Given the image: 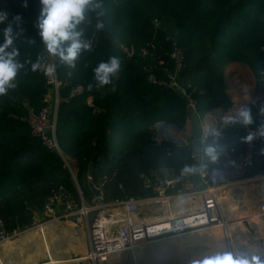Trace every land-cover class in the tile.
<instances>
[{"label":"trees","instance_id":"trees-1","mask_svg":"<svg viewBox=\"0 0 264 264\" xmlns=\"http://www.w3.org/2000/svg\"><path fill=\"white\" fill-rule=\"evenodd\" d=\"M40 7L39 0H28L27 7L24 0H0V12L8 13L0 29L17 14L22 18L13 27L24 68L18 73L16 87L0 95V221L11 232L31 227L57 193L70 195L79 203L80 189L91 202L89 180L101 188L104 202L154 195L143 175L164 168L182 171L192 167L195 171L190 174L197 182L199 164L191 144L178 142L175 135L157 141V125L183 128L191 114L187 95L195 102L199 117L229 106L225 68L231 62L246 65L264 94L260 65L264 0H102L99 19L103 30L95 29V13L82 25L92 50L82 53L75 67L57 57L60 102L56 137L60 151L50 149L33 135L26 121L28 108L40 110L47 92L43 73L30 67L38 58L42 62L45 55L36 26ZM175 46L185 53L178 75L181 90L159 83L168 80V72L174 70L171 52ZM110 56L121 61L112 85L89 90L93 68ZM246 136L243 125L224 123L202 144L201 168L233 170L246 150ZM208 147L214 149V161L205 151ZM263 174L261 138L253 145V165L246 177ZM39 231L33 233L38 236ZM37 242L40 247L30 252L34 264L41 258L48 264L60 263L54 254L45 256V244Z\"/></svg>","mask_w":264,"mask_h":264},{"label":"built area","instance_id":"built-area-1","mask_svg":"<svg viewBox=\"0 0 264 264\" xmlns=\"http://www.w3.org/2000/svg\"><path fill=\"white\" fill-rule=\"evenodd\" d=\"M262 57L264 58V47L262 48ZM171 58L175 63L174 70L168 72V80L159 83L168 88L181 90L178 83V75L185 61L183 49L175 46L171 52ZM56 63L57 57L45 52L40 70L43 73L47 86V92L43 100L44 106L38 111L29 107L26 121L31 127L33 135L38 136L48 148L60 151L56 137L57 112L60 102V81ZM44 65H54V72L45 75L43 72ZM150 79L155 81L152 77ZM230 87L232 93L236 95L233 96L230 105L226 108H214L200 117L205 134L201 138L202 144L207 141L209 135L223 128L226 116L235 115L243 105H247L251 109L253 123L243 126L247 135H253V139L247 142L245 152L240 156L239 162L231 171H227L221 167L203 170L201 168L203 163L202 154H192L199 164L198 178L204 184L202 190L190 193L191 195L193 193L204 195L202 201L195 208L189 209L184 207L176 210L177 212L173 211L171 208L173 201L181 198L184 194L170 195L168 193V190L173 188L175 184H182L181 178L169 177L156 178L153 185L146 184V186L153 187L155 194L144 198L131 196L125 199L104 202L102 196L101 198L94 197L91 202H87L83 197L82 191L79 189L80 202L77 203L70 195L58 193L52 196L46 203L44 216H48L50 219L70 220L75 225L82 226L86 231L89 245V255L87 257L93 261H106L110 256L117 253H132L137 246L173 240L180 238L178 236L181 233L222 225L224 216L217 191L228 184L231 178L239 180L246 177V174L253 165V145L256 140L264 138V136L259 135L260 127L264 126L263 92L252 80L243 77L231 76ZM186 97L189 98L190 109L195 111V102L188 95ZM158 125H168V128L172 132L179 131L181 134L186 131L185 126L179 128L173 124L159 123ZM161 138L162 136L160 135L156 136V140L159 142L162 141ZM64 160L69 166L67 160ZM70 170L74 181L78 185L75 171L72 167H70ZM188 182L187 179L186 183ZM146 205L149 206L148 209H152L156 205H164L162 207L161 218L157 219L154 217L150 219L148 217L147 220H143L144 217L140 216V212ZM91 213L94 214L91 216ZM41 226L42 223L36 225V227ZM222 226L226 234V227L225 225ZM31 228L11 232L6 229L3 221H0V245ZM225 239L227 242H230L227 236Z\"/></svg>","mask_w":264,"mask_h":264},{"label":"clouds","instance_id":"clouds-1","mask_svg":"<svg viewBox=\"0 0 264 264\" xmlns=\"http://www.w3.org/2000/svg\"><path fill=\"white\" fill-rule=\"evenodd\" d=\"M28 0H24V7H27ZM40 11L36 17L39 29L40 41L44 51L49 55L56 56L59 60L69 67H75L77 59L82 53L90 52L92 44L84 39V25L90 13H95L97 21L95 29L101 31L104 28L102 0H39ZM21 16L17 14L0 29V95H5L9 90L16 87V78L24 63L18 59L19 50L15 47V32L13 23L19 24ZM8 20V13L0 12V24ZM31 71L41 70V61L38 58L31 62ZM55 70L54 65H44L45 75L52 74ZM121 70V61L116 56H110L106 61H100L93 68V83H89L88 88H104L111 86L117 73ZM225 123L241 124L244 126L253 123L251 109L247 105L241 106L235 115L225 117ZM259 135L264 136V126L259 129ZM251 141L253 135L249 134L244 138ZM206 153L214 161V149L208 147ZM183 172H194L195 169L185 166ZM190 264H264V255L253 253H236L230 251H217L210 255L194 258Z\"/></svg>","mask_w":264,"mask_h":264},{"label":"crops","instance_id":"crops-1","mask_svg":"<svg viewBox=\"0 0 264 264\" xmlns=\"http://www.w3.org/2000/svg\"><path fill=\"white\" fill-rule=\"evenodd\" d=\"M231 76L249 78L257 86V83H256L257 79H255V76L253 75L252 71L246 65L239 63V62L229 63L225 68V80H226L227 87L229 89L230 103L232 101L233 96L235 95V93H232V89L230 87V77ZM190 117H191V115L189 116V118L187 119V121L184 125L186 128V131L183 134H181L179 131H173L172 132V133H174L176 140L178 142L184 143L186 145L191 144V141H192V137H191L192 119ZM188 181L189 182L186 183L187 185H186V188L184 190L179 191V190H174L173 188H171L168 190V193L170 195L184 194L181 198L185 197V198L189 199V197H192L197 202L202 201V198L204 197L203 194L193 193L191 195L190 193L202 190L204 188V184L201 182V180L200 181L198 180V177H197V182H195V181L193 182L191 179H188ZM233 182H234V187L232 189V193H228V194H225L222 196V194H219L220 192L217 191V195L219 197V203H220V206L222 207V209H221L222 214H223L225 219H226L227 215H230L231 213L234 212V210L237 209L238 203H242L244 201L243 199L240 201L239 199H236V198H235V200L237 201V204H236L234 198H233L234 202L231 201V196L236 194L235 192L237 190L243 189V186H242L243 183H248V184L252 183V185H250L251 187L249 186L248 188H251L249 190H253L256 192L257 203H258V205H261V209L259 210V208H257L258 212H256L255 214H252V215H246L247 210L243 211L242 214L245 216H242L240 218V220L239 221L237 220L236 222L235 221L232 222V219L228 218L229 224L227 226L229 228V225H231V229H228L225 226L227 233L226 234H225V232L223 233V238L225 239V237L227 236V238H229V241H238L240 243L243 242V243L248 244L247 243L248 237H251V235H254L255 233L257 236H259L261 231L264 230V174L263 175H256V176H247V177H244V178L239 179V180L234 179ZM192 185H194V186H192ZM252 187H254V189ZM181 198H177V204L175 203L177 206H179L178 204L183 203ZM229 204H230V206H229ZM188 205L191 206L192 203L188 202L187 206ZM258 205L256 204L254 207H256ZM241 206H242V204H241ZM243 206H244V204H243ZM192 208H195V206L189 207V209H192ZM223 208H226V212ZM241 209H243V208H241ZM153 210H155V209H153ZM140 214H141V212H140ZM146 215H147L146 217L149 216V214H146ZM37 216L38 215H36V217L34 218V224H33V226H31L32 227L31 229L38 228V227H36V225H38L39 223H42V227L45 228V232L47 234V237L51 239L52 251H53V254L55 255V257H57V260L60 262L59 264H103L102 263L103 261L102 262L99 260L93 261L87 257V255H89V252H88L89 251V245H88L86 231L82 226L75 225L73 223V221H70V220L50 219L48 216H44V215H40V220H38ZM149 217L151 219V216H149ZM256 217L257 218L261 217V219L260 218L259 219H260V221H262V223L258 222V220L255 219ZM230 220H231V224H230ZM233 220H235V219H233ZM37 221H39V222H37ZM222 228H223V226H218L215 229L210 228V227L197 229V231H195L194 233L198 234L199 231H201V233L199 232L200 236L197 235L194 238L193 242H196V241L199 242L198 243L199 249L207 248L209 245H211L213 243L215 244L218 242V241H216L215 237L218 236L217 239L219 240V236L221 235L222 230H223ZM31 229H29V230H31ZM213 230L216 232L215 233L212 232ZM25 232H23V233H25ZM58 233L62 234V236L59 235ZM186 233L179 234L178 237H180V238H178V239H181V243L183 242V243L187 244V242H185V240H184L185 239L184 237L188 236L191 233H187V234ZM20 235H22V233L19 234L18 237ZM257 236H256V238H257ZM60 240H63V241L65 240V242L62 243V242H60ZM188 241L190 242L189 238H188ZM193 242L188 243L190 247L192 246ZM37 243H33V244L30 243L29 246H31L32 249H34V245H37L38 247H40ZM163 243H164V241L150 243V244H152V245L156 244V245H158L157 248H162V250L160 249L159 252H162L163 255L165 254V258L169 259V257L171 256L170 252H169V250L166 251L162 247ZM150 244H146L144 246H137V247H135L136 250L134 248V251L131 253V255L133 258L135 257L134 260L132 259L133 261L136 260L135 263H137L138 259H140V257H141V250H142L141 247L146 249L148 247V245H150ZM194 245L196 246L197 242ZM248 246H249V244H248ZM6 248H9V247H6ZM6 248H2L0 251V254L2 255L1 264H34V260H33V257H32L30 252L26 251V253L25 252L23 253V252H20V250L11 251V250H8ZM249 248H251V247L249 246ZM164 250H165V252H164ZM260 250L263 252L264 246H262L260 248ZM145 251L146 250H144V252ZM159 252L156 254V256H152V253H150L149 257L150 258H157L158 260L165 259V258H163L164 256L158 255ZM117 254H119V253H117ZM117 254H115V255H117ZM115 255H112V256H115ZM15 257L18 260H15ZM20 257H22V259H23V261L21 263L19 262ZM20 260H21V258H20ZM45 260H46V258H41V259H39V261L36 264L41 263V262L47 263V261H45Z\"/></svg>","mask_w":264,"mask_h":264},{"label":"rangeland","instance_id":"rangeland-1","mask_svg":"<svg viewBox=\"0 0 264 264\" xmlns=\"http://www.w3.org/2000/svg\"><path fill=\"white\" fill-rule=\"evenodd\" d=\"M260 65L262 68V80H264V58H262ZM257 86H258V84H257ZM157 135L162 136V138H161L162 140H164L166 138H171V136L174 137V133H172V130H170V128H168V125H158L156 136ZM191 176L192 175L190 173L183 172V171H177V169H175V168H164L162 172L151 171L149 174L143 175L145 185L146 184H149V185L155 184L156 178L179 177L182 180V184L177 183L173 187L174 190H179V191L184 190L186 188L187 179L190 178L193 182L195 181L192 179ZM233 181H234V179L231 178V180L228 184L221 187L218 190V192H220L219 194H222V196H223L225 194L232 193V189L234 187ZM250 185H252V183L251 184L250 183L249 184L243 183L242 184L243 189L237 190L235 192L236 194L231 196V201H233V198H234V200L236 198V199H239L240 201L243 199L244 201L242 203L237 204V201L235 200L238 207L236 210H234L233 213H231L230 215H227L226 219L224 218V220L227 222V225L229 224L228 218L232 219V222L233 221L236 222L237 220L239 221L242 216H245L242 214L243 211L247 210L246 215H252V214H255L256 212H258L257 208H259V210L261 209V205H258V203H257L256 192L253 190H249L251 188H248ZM192 186H194V185H192ZM252 188L254 189V187H252ZM181 200L183 203L178 204L179 206L175 205V202L173 201V203L171 205V208L173 209V211L174 210L176 211L179 208L181 209L184 207H187V208L192 207V206L196 207L199 204V202L195 201V199H193L192 197H189V199L184 197V198H181ZM188 202L192 203V205L187 206ZM241 204H242V206H241ZM243 204H244V206H243ZM256 204L259 207L258 206L254 207ZM229 206H230V204H229ZM162 207H164V205H156L155 207H153V208H155V210H153V208L148 209L149 206L146 205L144 210L143 209L141 210L140 216L144 217L143 220H147L149 216H151V219L154 217L159 219V218H161L160 216H162V214H161L162 210H163ZM241 208H243V209H241ZM173 211H172V213H174ZM93 214L94 213H91L90 215L92 216ZM146 214H149V216L146 217L147 216ZM259 218L261 219V217H258V218L256 217L255 219L258 220V222L262 223V221H260ZM37 219L40 220V215L37 216ZM233 219H235V220H233ZM37 222H39V221H37ZM230 224H231V220H230ZM227 225H226V227L228 228ZM216 227H218V226H211L210 228L215 229ZM222 229L223 230H222L221 235L219 236V241L217 240L218 241L217 243H215V244L213 243L204 249L198 248V243H199L198 241H196L197 245L195 246L192 244V246H191L192 248H191L188 243L193 242L194 238L188 237L189 235L184 237L185 238L184 240H185V242H187V244L182 245L183 248L181 247L176 251L171 248V250H169V252H171V253L174 252V254L169 259L165 258L163 260H158L157 258H150L149 257L150 253H152V256H155L161 249V248H157L158 245H156V244H153V245L150 244V245H148L149 248L147 247L146 249H144L143 247H141V249H142L141 250V257H140V259H138L137 263H135L132 260L134 258L132 257L130 252H121L115 256H110L106 261H103V262L101 261V262L103 264H190V261L194 258H199V257H202L204 255H210V254H213L217 251H230V252H236V253H245L248 255H251L253 253H257V254L262 255L264 253V251L262 252L260 250V248L262 246H264V230L261 231L259 236H257L255 233L254 235H251V237L247 238V243L251 247V248H249L248 244L243 243V242H241V243L238 241L227 242L226 239L223 238L224 228H222ZM228 229H231V225H229ZM36 230H40L38 233V236H37V233L32 234ZM58 234L62 236V234H60V233H58ZM256 236H257V238H256ZM15 238L16 239H15L14 245L10 244V245H12L13 248H10V247L9 248L3 247V248H6L8 250L13 251V250H16L14 248V246H19L21 250H27L28 252H35L39 247L37 245H34V249H32L31 246H29L30 245L29 243H31V244L37 243L36 238L37 239L39 238V242L42 241L45 244V250L42 251L43 254H45V256L53 254L52 247H51V239L47 237V234L45 232V228L42 226L38 227L35 230H32V232H27L24 235H21L19 237L15 236ZM188 238H189L190 242L188 241ZM65 240L64 241L60 240V242L64 243ZM172 241L175 243L177 242V245H178L181 242V239L177 238V239H173ZM143 249L146 251L144 252ZM0 257L2 259L1 254H0ZM20 258H21V260H20ZM20 258H19V262L21 263L23 261V259H22V257H20ZM15 260H18V259L15 257Z\"/></svg>","mask_w":264,"mask_h":264},{"label":"water","instance_id":"water-1","mask_svg":"<svg viewBox=\"0 0 264 264\" xmlns=\"http://www.w3.org/2000/svg\"><path fill=\"white\" fill-rule=\"evenodd\" d=\"M189 101V98H187ZM191 147H192V154L194 155H201L202 154V136L205 135L202 129L201 121L199 116L196 114L195 111H191ZM92 172V167H90L89 174ZM200 181L201 179L198 178ZM88 186L90 191L93 193L95 198H101L103 196L102 190L100 187H97L91 180L88 181ZM97 214V213H96ZM38 264H48L46 262H41Z\"/></svg>","mask_w":264,"mask_h":264},{"label":"bare ground","instance_id":"bare-ground-1","mask_svg":"<svg viewBox=\"0 0 264 264\" xmlns=\"http://www.w3.org/2000/svg\"><path fill=\"white\" fill-rule=\"evenodd\" d=\"M221 209H222V207H221ZM224 210H225V212H226V208H223ZM224 212V211H223ZM229 212V211H228ZM226 214V213H225ZM222 225H227V222H225V220H224V222H223V224ZM222 225H220V226H222ZM35 229H37V228H35ZM35 229H31V230H28V231H26L25 233H27V232H32V230H35ZM211 230V229H210ZM195 231H197V229L196 230H193V231H189V232H187V233H191V234H189V236L188 237H193V238H195L197 235H199L200 236V234H199V232L201 233V231H199L198 232V234H196V233H194ZM212 232H216V231H212ZM25 233H23L22 235H24ZM186 233V234H187ZM194 233V234H193ZM32 234H34V233H32ZM21 236V235H20ZM218 238V236H216L215 237V239H216V241L218 240L217 239ZM15 237L13 238V239H9V240H7V241H5V242H3L1 245H0V251H1V249L3 248V247H12V245H10V244H13L14 245V243H15ZM36 241H39V238L37 239L36 238ZM219 241V240H218ZM209 243V242H208ZM30 244V243H29ZM33 244V243H32ZM194 244H196V242H193V245ZM182 245H186L185 243H179L178 245H177V242L175 243V242H173L172 240H165L164 241V243L162 244V247L166 250V251H168V250H171V248L172 249H174L175 251L176 250H178L179 248H181L182 247ZM13 248V247H12ZM183 248V247H182ZM135 250H136V248H135ZM156 250V249H155ZM161 250H162V248H161ZM165 250H164V252H165ZM158 252V251H157ZM156 252V253H157ZM174 254V252H170V255L172 256ZM159 256H164L163 258H165V254L163 255V253L162 252H159V254H158ZM156 256V255H155ZM170 256V257H171ZM169 257V258H170ZM135 258V257H134ZM161 258V257H160ZM134 260V259H133ZM134 262H136V260L134 261ZM0 263H1V257H0ZM167 263V262H166ZM169 263V262H168Z\"/></svg>","mask_w":264,"mask_h":264}]
</instances>
